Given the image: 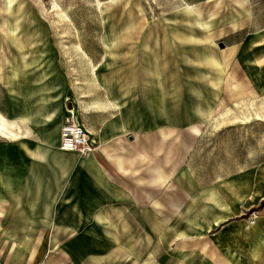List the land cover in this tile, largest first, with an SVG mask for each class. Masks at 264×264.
<instances>
[{
	"label": "crops",
	"instance_id": "crops-1",
	"mask_svg": "<svg viewBox=\"0 0 264 264\" xmlns=\"http://www.w3.org/2000/svg\"><path fill=\"white\" fill-rule=\"evenodd\" d=\"M171 1L178 7L169 17L192 20L184 35L196 30L246 77L264 79V0ZM82 33L74 52L50 37L42 63L23 55L14 64L6 54L1 64L9 134L0 135V238L14 228L30 235L32 224L33 255L23 264H264V159L242 153L234 126L209 130L214 117L184 118L176 133L172 118H126L123 104L78 68L92 65L99 81L115 60ZM71 119L93 150L60 148Z\"/></svg>",
	"mask_w": 264,
	"mask_h": 264
},
{
	"label": "rangeland",
	"instance_id": "rangeland-1",
	"mask_svg": "<svg viewBox=\"0 0 264 264\" xmlns=\"http://www.w3.org/2000/svg\"><path fill=\"white\" fill-rule=\"evenodd\" d=\"M176 7L171 0H0V69L6 54H12L14 64H21L23 55L33 58L28 60L30 66L42 63L51 52L50 37L74 52L78 47L73 44L83 32L94 38L95 52L105 48L115 60L99 81L92 65L88 71L86 62L77 61L78 68L123 104L120 109L126 118H172L176 133L187 127L184 118L204 123L214 117L209 130L234 126L230 134L244 147L239 154L264 159V79L246 77L232 55L217 44L201 43L196 30L184 35L183 27L192 20L180 13L169 17ZM152 96L156 104H151ZM11 130L24 133L18 127ZM17 231L3 232L0 240L7 239V247L4 252L0 243V264H7V255L10 264H23L32 257L36 239L32 224L30 235Z\"/></svg>",
	"mask_w": 264,
	"mask_h": 264
},
{
	"label": "built area",
	"instance_id": "built-area-1",
	"mask_svg": "<svg viewBox=\"0 0 264 264\" xmlns=\"http://www.w3.org/2000/svg\"><path fill=\"white\" fill-rule=\"evenodd\" d=\"M60 148L63 151L82 153L93 150L95 146L91 144L90 136L83 126L71 120L62 128Z\"/></svg>",
	"mask_w": 264,
	"mask_h": 264
},
{
	"label": "bare ground",
	"instance_id": "bare-ground-1",
	"mask_svg": "<svg viewBox=\"0 0 264 264\" xmlns=\"http://www.w3.org/2000/svg\"><path fill=\"white\" fill-rule=\"evenodd\" d=\"M7 10H9V7L7 8ZM10 12V10H9ZM11 26V25H10ZM14 29V28H13ZM11 30V29H10ZM12 31V30H11ZM9 133L7 132V130L5 129V126L1 123L0 121V135L1 136H7Z\"/></svg>",
	"mask_w": 264,
	"mask_h": 264
}]
</instances>
